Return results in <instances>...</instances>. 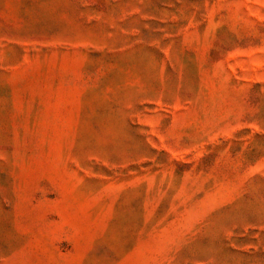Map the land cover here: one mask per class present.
<instances>
[{"label":"rangeland","instance_id":"obj_1","mask_svg":"<svg viewBox=\"0 0 264 264\" xmlns=\"http://www.w3.org/2000/svg\"><path fill=\"white\" fill-rule=\"evenodd\" d=\"M0 264H264V0H0Z\"/></svg>","mask_w":264,"mask_h":264}]
</instances>
